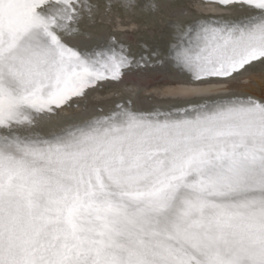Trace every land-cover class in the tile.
Listing matches in <instances>:
<instances>
[{"label":"snow or ice","instance_id":"6c2138e0","mask_svg":"<svg viewBox=\"0 0 264 264\" xmlns=\"http://www.w3.org/2000/svg\"><path fill=\"white\" fill-rule=\"evenodd\" d=\"M0 264H264V0H0Z\"/></svg>","mask_w":264,"mask_h":264}]
</instances>
